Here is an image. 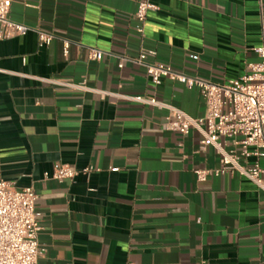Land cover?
I'll return each instance as SVG.
<instances>
[{"label": "crops", "instance_id": "0c3cea01", "mask_svg": "<svg viewBox=\"0 0 264 264\" xmlns=\"http://www.w3.org/2000/svg\"><path fill=\"white\" fill-rule=\"evenodd\" d=\"M139 1L11 0L8 18L30 30L0 39V170L37 195L38 264H264V193L236 174L197 181L194 170L219 165L200 133L166 131V109L121 98L202 117L196 88L156 87L133 60L145 49L156 53L147 62L190 77L238 79L259 61L264 0H151L142 36ZM90 49L102 59L89 60ZM63 165L95 170L44 177Z\"/></svg>", "mask_w": 264, "mask_h": 264}, {"label": "built area", "instance_id": "2783aa9c", "mask_svg": "<svg viewBox=\"0 0 264 264\" xmlns=\"http://www.w3.org/2000/svg\"><path fill=\"white\" fill-rule=\"evenodd\" d=\"M11 0H0V39L25 35L30 29L8 18ZM158 8L151 0H140L134 13L136 31L143 35L147 14ZM39 45H48L52 36L41 31ZM68 45L64 47L66 53ZM259 61L247 65L248 72L238 79L226 83H213L190 77L174 70L171 66L147 62L154 51L141 49L133 62L142 66L151 82L157 87L162 81L170 80L196 88L201 95L206 112L202 117L192 118L183 111L144 95L121 96L122 99L142 106L166 109L168 115L164 124L166 131L182 136L196 129L200 135L199 149L212 147L218 156L219 165L210 169H196L194 175L201 182L209 177L238 175L248 179L264 193V169L259 160L264 158V23L260 25L259 45L253 49ZM104 52L90 49L88 59L100 61ZM122 61V59H121ZM121 61L118 68L122 67ZM52 82V81H51ZM72 90L90 91L84 81L73 84L68 81H53ZM255 161L250 163L249 160ZM92 166L77 171L68 165L54 170L45 178L58 182L72 180L79 172L88 175ZM37 195L32 187L17 190L5 181L0 170V264H38L44 250L39 247L38 235L41 227L35 215ZM200 264H208L201 261Z\"/></svg>", "mask_w": 264, "mask_h": 264}]
</instances>
